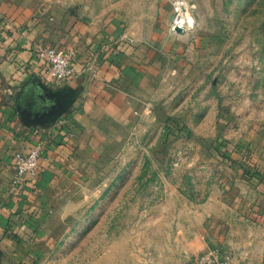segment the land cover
I'll use <instances>...</instances> for the list:
<instances>
[{"label":"rangeland","instance_id":"374dc122","mask_svg":"<svg viewBox=\"0 0 264 264\" xmlns=\"http://www.w3.org/2000/svg\"><path fill=\"white\" fill-rule=\"evenodd\" d=\"M121 1L16 0L25 20L105 21ZM161 15L169 40L143 108L93 126L48 189L40 231L10 252L0 240V264H193L216 246L219 224L200 219L215 200L244 214L264 176V0H201L187 27L172 4Z\"/></svg>","mask_w":264,"mask_h":264},{"label":"crops","instance_id":"0c3cea01","mask_svg":"<svg viewBox=\"0 0 264 264\" xmlns=\"http://www.w3.org/2000/svg\"><path fill=\"white\" fill-rule=\"evenodd\" d=\"M173 1L148 0L143 8L122 0L105 21L80 12L25 20L16 0H0V240L6 252L14 243L31 244L28 239L40 231L48 189L93 126L110 115L124 121L143 108L158 39L169 40L170 23L161 14ZM37 44L75 51V68L93 61L97 77L85 73L59 88L32 82L42 66ZM37 139L44 140L45 150L36 187L13 190L14 152ZM262 179L251 183L244 214L235 209L238 199L235 204L219 199L214 210L200 215L219 224L215 247L231 253L237 264H264Z\"/></svg>","mask_w":264,"mask_h":264},{"label":"built area","instance_id":"2783aa9c","mask_svg":"<svg viewBox=\"0 0 264 264\" xmlns=\"http://www.w3.org/2000/svg\"><path fill=\"white\" fill-rule=\"evenodd\" d=\"M175 24L188 26L191 24L192 15L197 10L195 4L188 0H174ZM133 41V40H131ZM37 59L42 62L40 70L33 76L32 82H42L46 86L59 88L67 82L78 78L80 75L90 73L97 77L95 63L84 64L78 71L73 65L75 51L58 50L54 47L37 44L34 47ZM45 150V142L37 139L30 142L29 147L14 152L12 164L11 187L13 190H22L25 187H36L42 173V158ZM193 264H237L234 256L220 247H210L197 256Z\"/></svg>","mask_w":264,"mask_h":264},{"label":"trees","instance_id":"16d2710c","mask_svg":"<svg viewBox=\"0 0 264 264\" xmlns=\"http://www.w3.org/2000/svg\"><path fill=\"white\" fill-rule=\"evenodd\" d=\"M245 176H248L249 178H251V173H250V171L249 172H245V174H244Z\"/></svg>","mask_w":264,"mask_h":264},{"label":"water","instance_id":"95a60500","mask_svg":"<svg viewBox=\"0 0 264 264\" xmlns=\"http://www.w3.org/2000/svg\"><path fill=\"white\" fill-rule=\"evenodd\" d=\"M38 84H41V85H43V86H46L45 84H43L42 82H40V83H38Z\"/></svg>","mask_w":264,"mask_h":264}]
</instances>
